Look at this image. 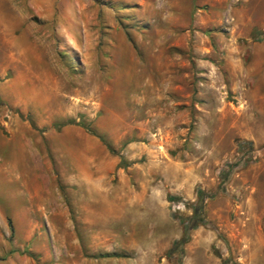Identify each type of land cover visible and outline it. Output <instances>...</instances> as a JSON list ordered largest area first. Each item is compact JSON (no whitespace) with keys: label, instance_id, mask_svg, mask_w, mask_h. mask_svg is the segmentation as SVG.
Instances as JSON below:
<instances>
[{"label":"rangeland","instance_id":"1","mask_svg":"<svg viewBox=\"0 0 264 264\" xmlns=\"http://www.w3.org/2000/svg\"><path fill=\"white\" fill-rule=\"evenodd\" d=\"M14 3L0 264H264V0Z\"/></svg>","mask_w":264,"mask_h":264},{"label":"crops","instance_id":"2","mask_svg":"<svg viewBox=\"0 0 264 264\" xmlns=\"http://www.w3.org/2000/svg\"><path fill=\"white\" fill-rule=\"evenodd\" d=\"M53 2L54 0H15L14 6L17 18L22 19L27 17L28 10H34L37 15L47 18L50 15L47 12H44V10L49 11Z\"/></svg>","mask_w":264,"mask_h":264},{"label":"trees","instance_id":"3","mask_svg":"<svg viewBox=\"0 0 264 264\" xmlns=\"http://www.w3.org/2000/svg\"><path fill=\"white\" fill-rule=\"evenodd\" d=\"M192 225L195 226L196 225V222L192 223Z\"/></svg>","mask_w":264,"mask_h":264}]
</instances>
